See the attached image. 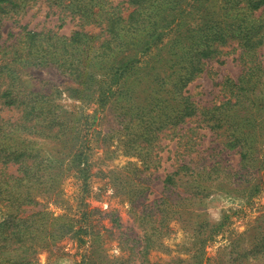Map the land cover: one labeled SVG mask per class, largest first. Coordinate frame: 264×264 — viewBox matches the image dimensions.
Wrapping results in <instances>:
<instances>
[{"label": "trees", "instance_id": "obj_1", "mask_svg": "<svg viewBox=\"0 0 264 264\" xmlns=\"http://www.w3.org/2000/svg\"><path fill=\"white\" fill-rule=\"evenodd\" d=\"M125 2L0 0V12H11L16 23L37 4L53 8L59 21L56 29L21 26L0 46V103L20 112L0 122V264H39L37 253L65 238L76 244L80 264H161L148 254L167 250L170 221L191 222L199 240H210L224 221L210 226L189 217L209 193L240 186L249 201L264 189V0ZM67 19L77 28L60 34ZM236 51L241 73L222 76L215 95L202 98L195 80L209 75L210 61ZM50 65L74 76L62 90L79 101L77 120L53 91L22 84L23 68ZM78 66L90 74H77ZM113 102L118 136L112 137H122L123 153L139 160L118 174L95 166L92 143L100 136L81 122L90 117L100 125ZM35 137L55 149L37 147ZM101 142L108 152L111 143ZM230 150L236 165L224 156ZM168 160L165 193L147 206L140 199L148 178ZM9 165H17L16 173ZM69 177L74 201L64 187ZM96 178L123 195L139 233L116 210L92 206L89 199H99ZM240 237L230 240V254L237 264H253L246 250L235 251ZM256 238L264 256V225ZM113 239L120 253L109 257L105 244ZM202 254L200 247L192 264H201Z\"/></svg>", "mask_w": 264, "mask_h": 264}, {"label": "rangeland", "instance_id": "obj_2", "mask_svg": "<svg viewBox=\"0 0 264 264\" xmlns=\"http://www.w3.org/2000/svg\"><path fill=\"white\" fill-rule=\"evenodd\" d=\"M125 1L110 0L112 5L118 4L119 6H125ZM53 12V8L37 4L24 13L18 23L14 22V17H10L12 16L11 12L7 16L0 12V46L2 44L8 45L12 42L21 30V26L24 25L28 29H56L59 21L57 14ZM75 28H77L76 22L67 19L66 23L59 29V33L69 35L71 30ZM224 48L230 50L231 46L226 45ZM237 53L238 51L220 56L219 58L216 57L210 61L208 67L209 75L206 74L195 80L194 83L201 86L196 90L203 92V95H201L202 98H212L215 95L222 76L235 78L241 73V64L237 59H234ZM80 73L82 75H88L90 71L88 68L78 66L77 74ZM73 79L74 76L66 75L53 65L42 67L26 66L22 71V84L25 88L44 92L53 91L54 100L60 102L64 110L68 111L71 117L77 120L80 116V110L78 108L80 103L68 97L65 91L62 90L64 86L73 84ZM116 106V103L113 102L111 105L105 107L100 115L103 119L100 120V125L98 126H92L93 120L90 117L86 120L82 118L81 122L89 123L91 131L94 130V133L98 131L96 135L99 134L100 136H96L99 138L98 143H92L94 146L92 160L95 162V166L101 167L104 170H114L118 174L131 163L139 164V160L135 156H128L123 153L124 147L120 135V139L112 137L118 136L112 135L113 129L118 127L115 115L117 113ZM94 107L95 105H90L87 111L90 112ZM19 116V110L9 109L0 103V122L6 119L16 120ZM94 127L97 129H94ZM109 136L112 138H108ZM101 138H106V142L111 143L108 152H104L106 147L102 146L103 142H101ZM34 139H36L37 147L50 150L55 149L50 142L45 145L40 137H35ZM91 140L93 139L91 138ZM116 140H119L118 146L115 143L117 142ZM166 150L162 153L163 157L166 156ZM224 156H226L232 165H236L239 159L235 150L225 151ZM170 163V160L161 163L159 168L150 174L147 181L148 190H146L143 198L140 199L145 205H152L153 201L159 200L165 193L162 178L168 170H171L169 167ZM16 168L17 165H9L7 170L11 173H16ZM106 181L96 178L92 182L93 191L99 194V199L92 197L89 199L92 206L100 210H116L122 224L132 227L136 233H139L137 223L131 212H129V205L122 199L123 195L115 193L114 187H111ZM64 187L66 194L69 195L68 200L72 201V194L75 190L73 178H66L64 180ZM238 188L241 187L233 186L231 189L212 191L204 198L200 205L195 207L194 211H190L189 217H192L198 223L205 221L210 226H213L224 221V225L221 228L222 231L220 230L215 233L210 240L201 241L195 236L193 229L189 227L191 222L188 224L172 220L169 223L170 232L163 239L167 250L151 251L148 254L149 260L161 264L167 262H173L174 264H192L195 261L192 258L198 256V249L201 247L203 250L201 264H237L238 260H235L236 255L230 254V250L232 249L230 240L232 238L238 239L246 231L243 236L244 238L240 237L241 239L235 242V251L240 250L243 252L246 250L248 252L247 256L253 264H264V256L259 252V247L257 246L259 245V240L256 238L257 233L261 230V226L264 225V189L247 201V198L238 191ZM105 247L109 257L119 255L120 253L115 239L109 240L105 244ZM36 257L39 264H80L81 260L76 244L67 238L59 241L49 250L45 249L38 252Z\"/></svg>", "mask_w": 264, "mask_h": 264}]
</instances>
